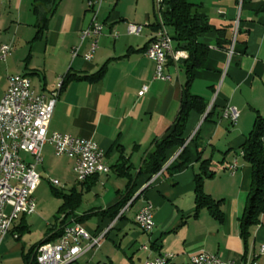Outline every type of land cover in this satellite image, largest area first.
<instances>
[{
	"label": "crops",
	"instance_id": "obj_1",
	"mask_svg": "<svg viewBox=\"0 0 264 264\" xmlns=\"http://www.w3.org/2000/svg\"><path fill=\"white\" fill-rule=\"evenodd\" d=\"M188 1L200 5L213 26L228 27V37L235 40L229 49H222L216 45L215 32L200 37L208 46V54L193 70L189 90L203 99L206 108L203 113L192 111L186 124L184 137L194 135L188 143L190 160L168 174L165 168L179 151L173 148L168 152V162L149 181L138 171L153 141L166 135L176 117L186 81L183 63L188 56L185 50L176 49L172 38L173 52L165 66L171 79L154 78V62L144 54L157 23L154 0L103 3L96 20L104 29L89 60L83 55L89 51L90 40L80 38L92 18L87 0H58L39 34L33 0L0 1V45L11 47L6 60H0V99L9 75H26L37 93L48 94L62 84L68 72L92 74L107 62L99 80H75L61 88L48 126L49 132L95 141L110 167L108 173L76 180L69 188L81 192V204L84 194L90 196L82 212H78L81 204L73 212L84 217L82 224L90 232L107 230L100 247L81 254L76 264H142L148 257L168 253L175 255L171 264H182L198 251L242 262L264 245V214L251 229L247 247L239 222L251 181V167L240 146L255 117H264V0ZM127 23L141 24V33L127 34ZM167 30L172 37L170 28ZM74 48H78V55L73 57ZM143 85L148 89L138 96ZM227 105L239 112L235 124L222 116ZM55 156L53 147L45 144L37 171L50 169ZM21 157L31 159L27 153H21ZM203 159L211 160L214 174L204 179L202 188L214 200L222 201L221 220L206 207L195 213V174L200 172ZM68 160L73 172V161ZM124 160L130 179L116 172V166ZM234 160L235 170L230 171ZM129 183L135 200L123 218L111 222L96 213L115 203ZM147 202L153 209L151 232L142 231L134 220ZM35 212L20 214L12 222L0 242V264H24V255L46 237L45 231L37 242L27 238L32 227L30 216ZM257 264H264L263 255L257 257Z\"/></svg>",
	"mask_w": 264,
	"mask_h": 264
},
{
	"label": "built area",
	"instance_id": "obj_2",
	"mask_svg": "<svg viewBox=\"0 0 264 264\" xmlns=\"http://www.w3.org/2000/svg\"><path fill=\"white\" fill-rule=\"evenodd\" d=\"M107 1L109 0H87L91 23L80 33L82 41L90 40L89 51L83 55L86 60L92 58L98 47L97 40L104 25L96 20V14L99 7ZM153 5L158 27L144 54L154 62V78L169 81L171 77L165 72V66L168 56L173 52L172 37L161 14L163 0H154ZM142 29L141 24L127 23L126 32L129 35H139ZM10 49V45H0V60H6ZM71 55H78V48H74ZM60 87L61 83H58L48 94L37 93L28 76H8L7 89L0 99V242L18 215H29L36 211L34 192L41 179L37 166L42 163L45 144L53 147L56 156L72 159L73 174L77 181H85L93 175L110 171V167L104 162L103 150L95 141L68 133L48 131ZM147 89L148 86L143 85L138 96H142ZM222 116L235 124L239 112L235 107L227 105ZM261 144L264 149V135L261 137ZM21 153L29 154L31 159L26 161ZM235 167L234 160L228 169L234 171ZM54 184L57 182L54 181ZM6 207H10L9 212ZM127 209L128 204L123 210ZM135 223L142 231L153 230V209L149 202L137 211ZM106 233L107 230L90 232L82 223L73 221L63 228V233L56 242H46L36 248V261L39 264H68L81 254L98 249ZM260 255L264 256V245H261L257 254L242 262L223 260L215 254L198 251L190 254L182 264H257V257ZM174 258L175 255L171 253L161 254L146 258L142 264H171Z\"/></svg>",
	"mask_w": 264,
	"mask_h": 264
},
{
	"label": "trees",
	"instance_id": "obj_3",
	"mask_svg": "<svg viewBox=\"0 0 264 264\" xmlns=\"http://www.w3.org/2000/svg\"><path fill=\"white\" fill-rule=\"evenodd\" d=\"M33 2L34 11L38 15L40 23L38 27L39 34L46 24L48 15L54 11L58 0H33ZM161 14L165 26L172 31V38L176 41V49L185 50L188 53L183 63L186 81L183 87V97L171 127L163 138L153 141L152 149L144 157L138 171L139 175L146 176V181H149L168 162L170 159L168 152L173 148H177L179 151L176 157L165 168L168 174L172 175L177 172L190 160L188 143L192 141L194 135L189 140L188 137H184L186 124L192 111L203 113L206 108L203 99L198 95L192 94L189 90L193 79V70L200 66L208 54V46L200 41V37L207 32H215L216 45L222 49H229L232 43L231 38L228 37V27L217 28L210 24L208 16L202 11L201 6L193 4L188 0H163ZM157 27L158 23L155 24V30ZM106 65L107 62L92 74L68 72L63 77L60 90L65 84L75 80L90 82L99 80L105 72ZM208 117L209 112L206 113L205 118L207 119ZM263 135L264 117L257 115L251 130L240 146V152L244 160L251 167V181L247 194V202L239 220L240 235L245 247H247L251 229L259 223L260 216L264 213V149L261 144V137ZM187 140L188 142L186 143ZM210 164V159L201 160L200 172L195 174V213L199 209L206 207L216 219L221 220L223 217L221 209L222 201L214 200L202 188L204 179L212 177L214 174V171L210 169ZM116 172L130 179V173L127 167H125V160L116 166ZM130 183L127 185L125 193L121 194L115 203L96 213L108 217L111 222L115 219L123 218L126 212V210H123L124 207L127 204L129 207L135 200L132 199L133 188L130 187ZM59 194L63 198V202L59 207V212L63 214V217L58 222L57 218L55 223L46 230V237L33 245L24 255V264H39L36 261V248L40 244L56 242L62 235L63 228L73 221L83 223L84 217H77L73 213L81 204V192L77 191L76 188H71L68 192H60ZM68 264H76V260Z\"/></svg>",
	"mask_w": 264,
	"mask_h": 264
},
{
	"label": "rangeland",
	"instance_id": "obj_4",
	"mask_svg": "<svg viewBox=\"0 0 264 264\" xmlns=\"http://www.w3.org/2000/svg\"><path fill=\"white\" fill-rule=\"evenodd\" d=\"M69 164L68 158L55 156L50 169L42 171L41 168H38L39 172H37L41 179L34 193L36 212L30 216L32 227L29 236H27L31 242H37L43 238L47 227L53 225L57 218L58 222L63 217V214L59 212V207L63 202L59 193L68 192L70 186L76 182L73 172L69 169ZM54 181L57 184H54ZM89 198V195L84 194L78 212L84 210ZM91 222L89 221V223Z\"/></svg>",
	"mask_w": 264,
	"mask_h": 264
},
{
	"label": "bare ground",
	"instance_id": "obj_5",
	"mask_svg": "<svg viewBox=\"0 0 264 264\" xmlns=\"http://www.w3.org/2000/svg\"><path fill=\"white\" fill-rule=\"evenodd\" d=\"M134 220L136 221V215H135V217H134Z\"/></svg>",
	"mask_w": 264,
	"mask_h": 264
}]
</instances>
